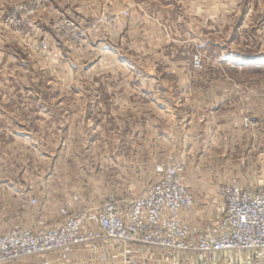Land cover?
<instances>
[{"label":"rangeland","instance_id":"374dc122","mask_svg":"<svg viewBox=\"0 0 264 264\" xmlns=\"http://www.w3.org/2000/svg\"><path fill=\"white\" fill-rule=\"evenodd\" d=\"M83 10L82 14H79L82 12L80 10L77 14L76 11L63 9L62 16H58L51 24V35L53 36L52 26L60 18L68 19L76 30L66 31V37L60 40L53 36L55 41L46 50L38 49V45L34 46L30 41H21L6 28L13 37L6 40L10 42L7 51L1 43L4 40L0 41V52L5 53L0 54V100L4 98L13 101L8 105L0 104V117H3L2 112L9 113L13 118L17 116L15 120L0 118V236L16 229L56 225L60 219L58 209L68 200L66 195H118V198L113 197L119 201H130L150 191L160 177L159 169L179 164L183 166V173L189 161L195 167L199 166L195 171L209 174L202 172V176L197 174L196 177L215 180L214 184L218 183L219 191L221 187L231 183H237L243 188H255L264 183V104L258 103V97L264 95V68H256L243 59L237 64L241 70L223 69L208 73L215 75L217 81L229 82L235 93L236 98L232 97L235 104L227 103L222 109L230 111L233 118L231 124L225 121L222 127L226 129L230 126L232 131L231 135L229 130L224 131L227 136H222L215 148L199 153L198 157L190 160L187 153L170 152L167 134L183 123L181 118L184 113L214 112L218 107L214 103L203 105L199 101H182L188 95V90L182 88L185 85L182 80L187 81L188 74L174 72L173 69L179 65H190L193 50H189L187 44L183 48L171 40L169 29L173 28L170 24L159 25L162 34L151 45L148 40L138 45L139 41L133 43V40L124 37L122 40L113 38L111 42L109 38L100 39L103 28L112 27L116 23L104 24L93 30L89 29V25L95 19L113 14L99 9L97 15L92 16L91 8L90 12L85 7ZM253 15L256 19L242 30L245 34H256V30L264 26V13L260 14L258 10ZM81 19L85 22L81 23ZM149 29L148 27L146 30ZM177 31L182 34L179 29ZM80 32L85 35V41H72L71 36ZM181 39L178 37L177 41L181 42ZM45 41L49 43L48 39ZM104 50H109L111 54L103 56ZM258 50L250 47L243 52L251 55ZM103 57L106 62L115 59L120 64H141L143 68L145 65H157V76L159 82L163 83L162 87H180L167 91L168 102L157 105V119L152 122L141 121L143 133L136 139L130 133L129 121H124L123 124V121L95 118L87 122L85 115L81 113L76 114L78 123L75 124L73 119L76 117L70 113L68 103H53L57 98L85 96L87 66L100 62ZM209 58L201 57L202 65L210 64ZM222 59V63H230L228 57ZM223 88V95L229 97V89ZM253 93L256 95L254 102L246 100L247 94L249 96ZM162 96L164 97L163 94ZM79 108H85V105L78 104ZM38 112L53 113L60 121L57 126L64 131L61 130L59 135L54 132L45 136L22 132L24 128L38 132L37 123L31 122L40 117L34 114ZM27 114L34 115L29 120H24ZM171 114L174 115L173 119ZM145 124L150 125L152 131L148 127L145 131ZM155 124L157 127H154ZM70 125L71 130L73 126L76 129L75 134L66 129ZM125 125V130H118ZM149 133H152V138L147 135ZM138 139L141 140V145H138ZM39 143L45 145V150L37 151ZM31 146L36 148L35 152L28 149ZM181 178L183 180L182 174ZM197 187L204 189L205 185ZM45 195L56 197L47 198ZM106 198L96 199V202L100 203ZM31 199H35L36 204L32 205ZM206 202L214 204L213 200ZM215 206L209 213L198 214L195 218L194 215L190 218L192 211L184 221L203 235H208L213 222H207L209 218L216 216Z\"/></svg>","mask_w":264,"mask_h":264},{"label":"crops","instance_id":"0c3cea01","mask_svg":"<svg viewBox=\"0 0 264 264\" xmlns=\"http://www.w3.org/2000/svg\"><path fill=\"white\" fill-rule=\"evenodd\" d=\"M18 1L0 0V41L1 39L4 40L1 43L5 51L10 46V42L6 40L13 39V37L3 26L2 19ZM84 7L89 12V9H92L90 12L92 16L97 15L99 9L110 12V14H117L121 11L127 12V17L122 18L112 27L103 28L100 39L109 38L108 40L111 42L113 38L117 39L118 37L121 40L125 38L133 40V43L136 40L139 41L138 45H141L142 41L148 40L151 45L162 34L159 25L170 24L173 28V30L169 29L172 35L171 40L176 45L178 43L181 47L186 48L187 44V48L194 52L192 56L198 54L202 59L210 57L211 63H204L200 71L193 68L192 56L190 57V65L185 67L179 65L173 69L174 72L182 71L188 74L187 81L182 80L185 84L182 85V88L188 90V95L184 96L182 101L189 103L199 101L203 105L214 103L218 107L215 108L216 111L214 112L184 113L181 118L183 123L180 126H175L167 134L170 152L187 153L189 159L193 160L194 157H198L199 153L215 148L216 142H219L222 136H227L224 131L229 130V135H231V127L223 129L222 123L229 121L231 124L233 118L230 111H222V109L226 107L227 103L235 104L232 101V97L236 98L235 93L232 91L229 82L226 80L217 81L215 75L208 73L219 72L223 69L241 70L237 64L243 59H246V63H251L256 68H264V26L257 29L256 34L249 35L242 31L247 28V24L249 25L256 19L253 15L255 11L259 10L260 14L264 13V0H49L46 10L36 17L35 36L30 42L35 46L40 39L46 38L50 47V43L55 41L51 35V24L58 16H62L63 9L65 11L73 10L76 13H79L80 10L82 12L79 14H82ZM80 22L84 23L85 21L81 19ZM148 27L150 28L149 31L146 30ZM178 29L182 34L178 33ZM167 37L170 40V36L167 35ZM178 37L182 38L181 42L177 41ZM250 47L259 50L251 55L245 54L243 51ZM102 52L103 56L111 54L109 50ZM0 54L5 53L0 52ZM223 57H228L230 63H222ZM0 60L2 61V56H0ZM86 72L85 96L75 95L65 99L57 98L53 103H68L70 113L76 117L73 119L75 124L78 123L76 114L81 113L85 115L87 122L95 120V118L123 121V124L124 121H129V130L135 139L142 136V120L152 122V120L157 119V105L168 102L167 91L180 88L179 86L162 87L163 83L159 82L157 76V65H145L143 68L141 64H120L115 59L106 62L103 57L100 62L87 66ZM197 77L200 79H192ZM222 88L229 89V97L223 95ZM257 93L259 94V92ZM162 94L166 100H163ZM196 94L198 96H195ZM255 97V93L249 96L247 94L246 100L254 102ZM258 100V103L264 104V95L258 97ZM12 103L13 101L9 99L2 98L0 100L2 105ZM78 104H84L85 108L78 109ZM37 109L40 108L37 107ZM34 114L43 117H38L37 120L34 119L35 121L31 120V122L37 123L38 132H32L25 128H22V132L45 136L54 132L59 135L61 130L64 131L63 128L57 126L60 121L55 118L53 113L42 114L38 112ZM33 115L27 114L23 119L29 120V117ZM2 116L0 118L13 120L17 117L13 118L7 112H2ZM173 118L174 115L171 114V119ZM235 118L236 116L234 121ZM26 122L30 123V121ZM41 124L43 125L41 126ZM147 127L152 131V127L148 124L144 125L145 131ZM154 127L157 125L155 124ZM125 128L126 125L119 127L118 130L123 131ZM66 129L71 130V125L70 128ZM75 130L73 126L71 134H75ZM233 130L235 131V128ZM147 135L150 138L153 137L152 133ZM40 141L43 142L42 139ZM138 145H141L139 139ZM44 146L43 143H39L37 151L45 150ZM28 149L36 151L33 146ZM26 168L29 169V166ZM196 168L199 166L195 167L189 161L182 173L185 186L195 198V207L190 218L193 215L195 218L198 214L209 213L213 205H216L214 207L216 216L209 218L207 222L215 223L224 209V204L218 195V183L214 184L215 180L196 177L197 174V176H202L203 173L209 175L204 171H195ZM202 184L205 185L204 189H199L197 185ZM206 184H210V186H206ZM45 196L47 198L56 197L55 195ZM107 196L109 195H66L68 200L59 209L65 208L69 211L86 208L98 209L102 201L97 203L96 199ZM111 196L118 198V195ZM209 200H213L214 204L209 205V202H206ZM210 220L212 221L209 222ZM156 249L158 248L95 243L89 247L76 248L51 255L48 260L49 264H264V258L257 260L250 254L219 253L192 257L189 254L168 253ZM20 264H40V260L26 261Z\"/></svg>","mask_w":264,"mask_h":264},{"label":"built area","instance_id":"2783aa9c","mask_svg":"<svg viewBox=\"0 0 264 264\" xmlns=\"http://www.w3.org/2000/svg\"><path fill=\"white\" fill-rule=\"evenodd\" d=\"M48 4L49 0H19L3 17V25L21 41H31L35 36L36 17ZM127 15L126 11H121L95 19L89 29L113 25ZM52 29L53 36L60 40L66 37V31H75L76 27L68 19L60 18ZM71 37L72 41H85L83 32ZM45 40L42 38L37 43L39 49H47ZM192 65L196 70L202 68L199 55L193 56ZM182 170L179 164L159 169L160 177L150 191L130 201L109 196L98 209L69 211L60 208V221L52 227L16 229L1 235L0 264L33 260L49 264L51 255L95 243L137 245L199 256L250 254L262 260L264 183L255 188H243L237 183L221 187L223 212L213 223L210 234L203 235L183 219L193 211L195 199L181 178ZM30 203L34 205L36 200L31 199Z\"/></svg>","mask_w":264,"mask_h":264}]
</instances>
